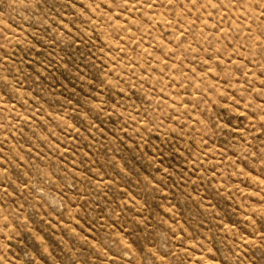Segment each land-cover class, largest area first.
I'll return each mask as SVG.
<instances>
[{"label": "rangeland", "instance_id": "obj_1", "mask_svg": "<svg viewBox=\"0 0 264 264\" xmlns=\"http://www.w3.org/2000/svg\"><path fill=\"white\" fill-rule=\"evenodd\" d=\"M0 264H264V0H0Z\"/></svg>", "mask_w": 264, "mask_h": 264}]
</instances>
